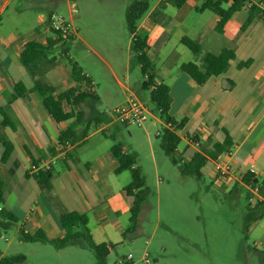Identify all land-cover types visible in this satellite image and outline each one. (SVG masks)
Returning <instances> with one entry per match:
<instances>
[{
  "label": "crops",
  "instance_id": "crops-1",
  "mask_svg": "<svg viewBox=\"0 0 264 264\" xmlns=\"http://www.w3.org/2000/svg\"><path fill=\"white\" fill-rule=\"evenodd\" d=\"M41 1L0 0V123L3 121L1 110H4L14 125L4 128L14 145V152L5 164L0 161V176L5 182V207L20 219L18 232L21 228L27 232L40 229L50 238L63 237L65 232L59 224V214L62 211L80 212L87 216L88 228L96 243H119L126 230L123 222L127 220L132 225L134 198L127 195L125 187L115 190L114 176L121 173L115 172L119 161L112 155L111 148L119 144L124 153L136 154L137 160L138 155L135 149L130 152L120 143L110 147L105 145V151L102 149L100 135L114 139L106 131L110 124L118 121L110 122L106 113L86 106V120L98 116V129L91 127L87 136L75 145L69 142L63 145L59 143V137L73 125V120L57 123L43 106V98L38 92L29 91L24 97L11 100L16 83L23 82L29 89L34 86V78L20 60L25 45L33 39L45 43L50 35L46 23L53 11L45 13ZM123 1L129 8L137 0ZM177 1L148 0L149 10L137 26V33L148 38L149 57L154 68L155 60L161 66L158 72L154 69L155 80L170 88L169 114L182 122L178 134L184 145H179L176 156L190 160L200 146L210 149L213 143L222 142L226 129L233 139L231 153L221 156L218 161H209L212 169L208 173L225 183L233 179L250 190L242 182L250 166L254 165L253 173L259 178V173L264 175V20L245 6L232 15L220 34L216 31L219 16L209 9L198 10L205 0H184L181 6L175 5ZM230 5L231 1L222 3L224 9ZM31 30L33 33L28 36L25 32ZM184 37L199 43L203 54H220L224 49H233L236 57L224 74L213 76L200 86L180 70L184 63L202 64L201 56L183 45ZM92 51L108 67L126 96H133L116 78L110 63L96 50ZM57 58V64L40 79L55 87V95L75 85L71 63L68 67L63 62L66 57L61 52ZM246 61L250 64L241 67L240 64ZM93 84L96 91L94 79ZM99 99L100 102V96ZM154 119L161 126L165 123L159 115ZM85 127L86 123L81 124L78 133L82 134ZM192 138L198 140L199 147L193 145ZM2 152L0 146V158ZM68 152L70 156H67ZM15 164L18 167L10 175ZM218 164H228L230 174L221 175ZM33 166L35 170H32ZM136 167L140 169L138 163ZM46 169L52 172L50 191L42 189L34 178L36 173ZM19 188L30 193L29 199L18 194ZM22 202L25 206L20 204ZM18 206L25 210L22 218L15 211ZM6 252L7 249L0 251V255H7Z\"/></svg>",
  "mask_w": 264,
  "mask_h": 264
},
{
  "label": "rangeland",
  "instance_id": "rangeland-1",
  "mask_svg": "<svg viewBox=\"0 0 264 264\" xmlns=\"http://www.w3.org/2000/svg\"><path fill=\"white\" fill-rule=\"evenodd\" d=\"M73 3L77 12L71 14ZM40 4L45 13L53 11L71 17L76 34L75 39L66 44L71 59L96 83L101 101L92 102V106L99 113H106L110 122L118 121L116 124L107 122L110 125L106 132L114 139L100 135L102 149L105 151V145L110 147L115 143L124 145L130 152L135 149L137 163L150 190L137 234L129 233L121 242L112 243L114 248L104 264H117L130 254L144 264L141 261L144 253L149 254L147 264H263L260 253L256 252L264 249V218L256 220L261 212L256 206L258 192L254 194L251 187L249 190L233 179L225 183L213 178L208 173L211 163L203 168L201 178L183 174L182 162L174 164L161 149L156 131L162 130V126L154 117L144 127L119 123L114 110L125 105L131 96L120 89L111 71L92 50L110 63L116 78L130 89L132 97L158 115L150 101L149 90L142 87L141 67L131 47L132 37L126 23L128 8L124 1L42 0ZM25 33L29 36L33 32ZM82 42L89 45V49ZM58 53L60 50L55 52L57 56ZM63 62L70 67L68 59L64 58ZM154 64L158 72L159 61L155 60ZM183 145L182 140L180 146ZM256 171L259 173L258 169ZM114 179L115 190H119L131 182V172L115 175ZM18 194L26 199L30 197V193L20 188ZM249 194L253 195L252 201H248ZM20 204L25 206L23 202ZM15 211L21 218L25 213L21 206ZM19 223L0 234V251L7 249V255L22 253L27 257L26 264H97L94 252L86 247L57 249L51 244L21 241ZM123 227H131L130 222L124 221Z\"/></svg>",
  "mask_w": 264,
  "mask_h": 264
},
{
  "label": "trees",
  "instance_id": "trees-1",
  "mask_svg": "<svg viewBox=\"0 0 264 264\" xmlns=\"http://www.w3.org/2000/svg\"><path fill=\"white\" fill-rule=\"evenodd\" d=\"M231 1L229 8L222 7L223 2ZM249 1L254 0H223L213 1L205 0L204 4L198 8L199 11L207 9L214 11L219 16V21L216 31L220 34L224 32L226 23L232 15L241 10L247 5ZM184 0L177 1L176 6H181ZM150 4L148 0H137L133 2L126 12V23L129 33L132 37V50L136 54L141 67L143 77L142 87L150 91V101L153 108L160 113L161 117L166 122H172L175 130L171 131L163 128L160 139V147L169 156L174 164H181L183 174H194L198 178L203 176L202 169L209 161H218L223 155H229L233 147V139L229 132L224 129L225 138L222 142H215L212 147L200 146L192 158L188 161L177 159L176 153L181 144V137L178 131L182 127V122H177L170 114L169 108L171 105L172 97L170 88L163 84L157 83L154 75V65L149 57L150 46L146 36L137 33L138 22L143 15L149 10ZM251 10L256 14L259 9L254 5ZM51 14V13H50ZM49 14V15H50ZM264 20V18H262ZM46 25H48V20ZM47 36L46 42L43 43L40 39L30 40L24 47L20 55L21 63L28 68L32 77L34 78L33 88H27L23 82L15 84V91L11 100H16L29 91L38 92L43 98V106L47 112L53 117L57 123L73 120V125L65 130L59 137L60 144H67V142L75 145L78 141L87 136L91 127L98 129V119L93 117L86 120V106H92V102H99V96L94 90L93 78L87 76L83 69L77 62L69 57V46L67 42H72L75 36L63 38L57 33ZM182 43L196 56H201L202 64L199 65L195 62L184 63L180 66V70L189 75L198 85L202 86L213 76L224 74L231 61L236 57L233 49H224L220 54L204 53L202 52L201 45L191 38H182ZM60 50L62 56L70 60L72 66V79L75 83L67 91L55 95V87L44 84L40 79L46 74L49 69L57 64V56L55 52ZM250 61L242 62L240 66H248ZM231 84H234L231 82ZM3 121L0 123V146L3 152L0 158L2 164L8 162L14 152V145L9 140L4 132V128L10 126L14 127L13 123L9 120L4 110ZM86 123V127L82 134L78 133L81 124ZM192 143H198L195 138L191 139ZM111 153L119 161V166L115 170L116 174L124 171H130L132 180L129 185L125 187L127 195L134 198L133 206L131 207V227L126 229L123 233L126 238L129 233L137 234L140 215L143 205L150 195V190L142 176L141 170L136 167L137 156L132 153H124L122 147L117 144L111 148ZM70 156V153H67ZM18 164L10 170L9 174L12 175ZM34 178L39 183L40 187L46 191H50L52 187V172L50 169L40 170L34 175ZM242 182L252 189L257 188L258 194L262 197L256 201V206L260 209V214L256 220H261L264 217V176L259 178L253 172H246L242 177ZM5 182L0 176V234L2 231H8L14 224L19 223L20 219L14 212L5 207L6 197L4 192ZM253 196V195H252ZM248 195V201L252 197ZM51 198V197H50ZM52 200V199H51ZM59 224L64 230L63 237L50 238L43 230L34 232H27L24 228L19 231V238L26 243H43L51 244L57 249H63L68 246H81L92 250L95 254L97 264H104L105 258L110 251L114 248L113 244L96 243L88 228V219L84 213L62 211L58 217ZM260 253L262 262L264 264V249L257 251ZM27 257L22 254L0 255V264H26ZM125 264H130L126 262Z\"/></svg>",
  "mask_w": 264,
  "mask_h": 264
},
{
  "label": "built area",
  "instance_id": "built-area-1",
  "mask_svg": "<svg viewBox=\"0 0 264 264\" xmlns=\"http://www.w3.org/2000/svg\"><path fill=\"white\" fill-rule=\"evenodd\" d=\"M254 5H256L259 9L258 15L261 18H264V1L259 0V1H249L247 3V7L251 9ZM76 5L73 3L71 6L70 13H76ZM48 20V25L47 29L50 32H54L62 36L63 38H68L71 36H75L76 31L74 29V25L72 22L71 17H65L62 14L56 13V12H51V14L47 18ZM115 114L117 115L118 120L122 124H132L136 125L138 127H144L150 120L151 118H155L157 115L152 112L144 103L141 101L137 100L136 98L132 97L128 100V102L120 107H116L114 110ZM158 115L161 117L160 113L157 112ZM168 129L171 131H174L176 128L172 122H166L162 126V129ZM162 130H157L156 135L160 136ZM194 146L199 147L198 143H193ZM177 155V159H180ZM182 160V159H180ZM184 161V160H182ZM35 166L32 167V170H35ZM217 169L221 172V175H229L231 171V167L228 164H223L217 165ZM254 165L250 166V172H253ZM254 194L258 192L257 188L253 189ZM256 196L259 197V199H262V197L257 193ZM253 198L251 197L249 201H252ZM142 263L147 264L150 262L149 259V254L144 253V255L141 258ZM126 262H129L130 264H141V262H138L137 257L134 254H130L126 259H122L119 261L117 264H125Z\"/></svg>",
  "mask_w": 264,
  "mask_h": 264
}]
</instances>
